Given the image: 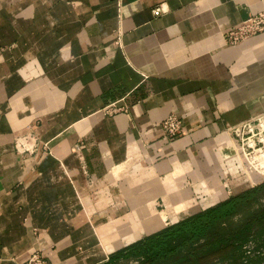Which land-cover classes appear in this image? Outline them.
<instances>
[{"label":"crops","instance_id":"0c3cea01","mask_svg":"<svg viewBox=\"0 0 264 264\" xmlns=\"http://www.w3.org/2000/svg\"><path fill=\"white\" fill-rule=\"evenodd\" d=\"M263 8L0 0V264L36 249L51 264H107L151 233L147 203L171 214L180 192L193 209L250 182L227 129L264 107V32L234 45L223 34ZM170 113L183 134H164ZM27 133L37 148L19 153Z\"/></svg>","mask_w":264,"mask_h":264},{"label":"trees","instance_id":"16d2710c","mask_svg":"<svg viewBox=\"0 0 264 264\" xmlns=\"http://www.w3.org/2000/svg\"><path fill=\"white\" fill-rule=\"evenodd\" d=\"M264 238V181L196 206L170 224L118 248L107 264H264V250L243 245Z\"/></svg>","mask_w":264,"mask_h":264},{"label":"built area","instance_id":"2783aa9c","mask_svg":"<svg viewBox=\"0 0 264 264\" xmlns=\"http://www.w3.org/2000/svg\"><path fill=\"white\" fill-rule=\"evenodd\" d=\"M153 11L154 14L158 15L163 9L157 6ZM263 32L264 8L248 14L237 25L228 28L224 32L223 38L227 44L234 45ZM120 110L124 111L126 108L117 105L111 107L112 112ZM160 125L166 136L172 137L184 133L183 120L176 113L168 114ZM227 131L249 154H254L256 150L264 151V107L248 119L228 127ZM14 145L19 153L33 152L37 148L38 140L32 134L27 133L18 136L14 141ZM253 161L259 166L261 161L264 162V154L261 158L255 157ZM242 164L247 165L246 163ZM257 173L259 172L257 171ZM22 264H51V262L43 255L41 249H36L29 259Z\"/></svg>","mask_w":264,"mask_h":264},{"label":"bare ground","instance_id":"6f19581e","mask_svg":"<svg viewBox=\"0 0 264 264\" xmlns=\"http://www.w3.org/2000/svg\"><path fill=\"white\" fill-rule=\"evenodd\" d=\"M232 141H235V140L232 138V140L230 142H232ZM229 147L231 148V150L233 152L232 155L234 156V154H235L237 156V158H239L241 164L242 163H246L250 167L251 170H247V173L251 174V173H253L255 171L264 173V162L261 161V163H259L260 165L257 166L254 163V161H253L255 157L261 158L262 155L264 154V151L256 150L254 152V154H249L242 147V145L240 143H238L237 141L235 142V145L231 144V145H229ZM242 165H244V164H242ZM243 172H244V170H243ZM246 181H248L247 177H246ZM215 183H216L217 189H222L221 187L223 186L224 183H222V181L220 179L217 180ZM209 189H210V187H209ZM222 192H223V190H222ZM220 194L221 193L218 192V191H216L214 193H211L210 198L208 199L207 203L215 201L216 199H218ZM185 196H186V193H185V195L182 192L177 194L176 198H174V203H173L174 205L172 206L173 212L171 214H169L166 211V209L158 210V209L154 208L152 205H150L151 203H149V204L147 203V207L145 209L146 212L141 213L142 216L145 217V219H144L145 231L148 232V230L152 231V230L158 229L161 226L165 225V223H166V221H168L169 217L172 218V219H176V218H179L181 215H183V214L187 213L188 211H190L191 210V207H190L191 204L189 202L191 200L190 201H186ZM203 199H204V197H203ZM152 201H148V202H152ZM194 205L197 206V203H194ZM143 206H144V204H143Z\"/></svg>","mask_w":264,"mask_h":264},{"label":"rangeland","instance_id":"374dc122","mask_svg":"<svg viewBox=\"0 0 264 264\" xmlns=\"http://www.w3.org/2000/svg\"><path fill=\"white\" fill-rule=\"evenodd\" d=\"M242 166L244 168L243 174L248 175L249 173H247V170H251L250 167L248 165H246V166L242 165ZM261 173H263V172L257 173V171H255V172L249 174L252 176L250 179V182H249V180L246 181V183L243 184L242 188L240 186H237V188L233 187V188L229 189V187H228L227 190H225V187L228 185V184H226L224 189H223V192L225 193L226 196H229V195L234 194L236 192L242 191L251 185L253 186V185H255L261 181H264V173L263 174H261ZM209 186L213 187L214 183L212 185H209ZM223 192L221 193V195L218 199H220L222 197V195H224ZM226 196H224V197H226ZM218 199H216V200H218ZM207 201H208V199H201L200 198V199H198L199 204H197V206L208 205V204L215 202V201H212V202L207 203ZM148 232H151V231L148 230ZM243 248H244V250H246V253H248V254H249V252H250V254H255L259 250H264V238L261 237V238L251 239L243 245ZM216 264H224V263L218 262Z\"/></svg>","mask_w":264,"mask_h":264},{"label":"water","instance_id":"95a60500","mask_svg":"<svg viewBox=\"0 0 264 264\" xmlns=\"http://www.w3.org/2000/svg\"><path fill=\"white\" fill-rule=\"evenodd\" d=\"M252 186V185H251Z\"/></svg>","mask_w":264,"mask_h":264}]
</instances>
